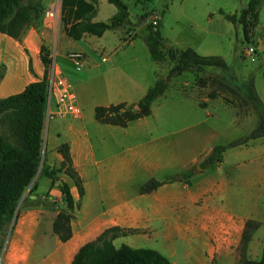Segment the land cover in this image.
I'll return each mask as SVG.
<instances>
[{"label":"crops","instance_id":"0c3cea01","mask_svg":"<svg viewBox=\"0 0 264 264\" xmlns=\"http://www.w3.org/2000/svg\"><path fill=\"white\" fill-rule=\"evenodd\" d=\"M235 1L242 5L230 14L246 5V1ZM105 3L110 2L98 0L93 21H103L98 16ZM116 12L111 10L108 21ZM139 21L132 20L128 35L106 31L98 41L90 34L74 40L63 31L55 43L46 18L40 27L29 28L22 40L0 32V65L5 66L0 99L44 78L42 46L48 47L49 57L72 83L81 114L51 119L45 114L42 157L46 166L59 167L64 161L59 147L67 144L84 187L80 197L70 176L55 184L37 174L0 234V264H72L82 245L112 227L128 231L114 239L117 247L152 248L173 264H238L243 257L261 258L264 137L229 148L220 162L203 167L217 145L237 140L257 126L256 112L248 114L239 103L218 108L212 100L202 107L168 86L149 115L126 126L96 119L97 107L137 104L157 78L167 76L162 63L150 57L147 30ZM256 29L262 33L257 36L256 52L264 51V4ZM73 51L84 54L80 67L68 58ZM260 97L264 101V91ZM55 104L53 96L52 108ZM250 118L256 120L255 126L246 131ZM153 180L161 185L142 191ZM60 181L70 186L79 202L67 241L54 232L55 219L66 208ZM250 220L260 225L242 249Z\"/></svg>","mask_w":264,"mask_h":264},{"label":"trees","instance_id":"16d2710c","mask_svg":"<svg viewBox=\"0 0 264 264\" xmlns=\"http://www.w3.org/2000/svg\"><path fill=\"white\" fill-rule=\"evenodd\" d=\"M107 1L116 6L117 12L107 22H96L93 18L97 14L98 0H62L61 20L66 35L74 40H80L85 34L102 36L106 31L130 34L133 22L127 3L124 0ZM240 1H246V5L238 13L230 14L223 9H220V13L233 24L242 25L245 37L248 38L259 23V13L264 0ZM45 10L42 0L37 3L32 0H0V32L22 40L29 28L42 25ZM142 18L147 19L148 13L146 12ZM160 27L161 20L157 25L147 22L145 42L152 60L163 63L169 59L173 62L166 78H157L137 104L119 103L97 107L96 119L103 123L126 126L129 122L151 113L152 104L166 92L168 83L173 78L179 77L189 69L201 72L207 67H215L221 71L222 79L231 85L234 93L251 103L258 115V124L247 135L227 144L217 145L202 166L220 162L223 153L229 148L264 137V101L256 89L254 77L239 82L221 56H204L191 47L179 49L171 46L162 36ZM42 59L46 66L42 80L30 83L18 94L0 99V234L14 215L22 196L34 181L42 159L48 99L47 76L52 61L45 46H42ZM4 73L5 66L1 64L0 80ZM200 105L206 107V103ZM59 151L64 156L60 168L46 166L42 168L41 173L55 183L58 180L57 174L64 171L74 180L82 197L84 187L73 167L69 146L63 144ZM159 185L161 182L153 180L144 185L142 191H152ZM60 188L66 208L59 211L54 222V232L59 234L62 240L67 241L72 235L71 221L79 202L74 200L67 183L62 184ZM43 203L46 206L52 205L50 202ZM259 225V222L248 221L242 249ZM127 232L119 227L106 229L96 239L80 247L72 264H173L169 258L152 248H135L128 244L117 247L114 239L126 235ZM238 264H264V248L259 260L243 257Z\"/></svg>","mask_w":264,"mask_h":264},{"label":"rangeland","instance_id":"374dc122","mask_svg":"<svg viewBox=\"0 0 264 264\" xmlns=\"http://www.w3.org/2000/svg\"><path fill=\"white\" fill-rule=\"evenodd\" d=\"M32 1L37 3L39 0ZM124 1L129 7L131 19L134 22L137 23L140 16L146 12L148 13L149 22H151L150 20L154 16H158L159 20L162 18L161 32L168 44L180 49L191 47L204 56H221L227 62L231 73L237 77L239 82L254 77L259 95L263 94L264 51L260 50L255 53H246L245 51L250 46L255 47L257 38L262 33H259L255 27L252 34L246 38L242 25L233 24L220 13V9L229 13L234 12L242 4L239 5L235 0ZM42 2L45 9L49 8L50 4L56 2H59L60 6H62V0H42ZM105 4L107 7H102L98 16V19L104 22L108 21L111 10L117 11L114 4ZM48 21L53 28L54 42L56 43L59 35L64 31L63 22L60 24H58L60 21L57 22L55 27L52 20ZM145 25L146 22L141 26ZM107 34H113V31H109ZM94 38L97 41L100 40L98 36ZM46 48L49 54L50 50H48V47ZM172 65L173 62L168 59L161 64V69L167 70L168 74ZM168 86L170 89L181 91L187 97L196 99L199 103H206L207 100H212L218 108H221L223 104H231L237 107L239 103L248 114L256 112L248 100L234 93L231 85L222 79L221 71L215 67H207L201 72L189 69L179 77L169 81ZM219 113L223 114L221 111ZM255 121V119L250 118L245 130L249 131L251 127L255 126ZM60 166L55 168H60ZM43 167H46V162L42 157L37 173L39 174L38 178L42 175L41 171ZM193 170L197 172V170ZM66 175L68 174L64 171L59 172L57 174L58 180H63ZM55 184H57V181Z\"/></svg>","mask_w":264,"mask_h":264},{"label":"built area","instance_id":"2783aa9c","mask_svg":"<svg viewBox=\"0 0 264 264\" xmlns=\"http://www.w3.org/2000/svg\"><path fill=\"white\" fill-rule=\"evenodd\" d=\"M62 15V6L59 2L50 4V7L47 8L44 12V18L47 20H52L54 24L61 20ZM154 25L159 23V17L154 16L150 20ZM246 53H255L256 49L253 46L247 48ZM69 60L76 67H80L84 60V54L80 51H73L68 54ZM48 103L46 108L47 118L51 119L55 116H79L81 114V108L76 102V94L73 91L72 83L63 73L57 68L55 59L52 60L50 64L48 76ZM53 96L56 97L55 107L52 108L51 101Z\"/></svg>","mask_w":264,"mask_h":264},{"label":"water","instance_id":"95a60500","mask_svg":"<svg viewBox=\"0 0 264 264\" xmlns=\"http://www.w3.org/2000/svg\"><path fill=\"white\" fill-rule=\"evenodd\" d=\"M146 21H147L146 18H142V19H140V21H139V25H140V26L143 25ZM198 169L202 170V168H201L200 166H198ZM60 184H63V182L60 181Z\"/></svg>","mask_w":264,"mask_h":264}]
</instances>
